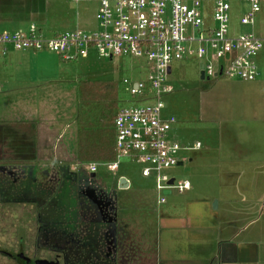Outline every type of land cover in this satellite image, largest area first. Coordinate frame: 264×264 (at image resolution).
Listing matches in <instances>:
<instances>
[{"label": "built area", "instance_id": "1", "mask_svg": "<svg viewBox=\"0 0 264 264\" xmlns=\"http://www.w3.org/2000/svg\"><path fill=\"white\" fill-rule=\"evenodd\" d=\"M248 3L249 9L240 24L253 27L260 3ZM210 5L211 21L207 22L204 16ZM95 20L97 29L87 33L73 31L48 36L36 25L25 31L0 29V61L14 51L53 53L63 62H78L88 57L91 48L109 60L144 61L147 73L142 80L123 79L135 103L116 113L115 159L82 166L87 175L96 174L103 167L119 180L123 177L119 173L122 163L135 164L141 177L152 179L158 203L163 204L165 190L183 193L190 188L188 181H176L167 172L189 162L185 153L201 146L198 142L182 146L175 141L172 125L176 121L163 117L164 98L173 93L169 83L173 65L203 60L202 71L207 80L238 77L254 82L260 74L257 59L264 49V40L255 32L231 36L230 5L222 0H100ZM2 90L0 86V94ZM70 171H77V167H70ZM171 179L173 184L169 185Z\"/></svg>", "mask_w": 264, "mask_h": 264}, {"label": "crops", "instance_id": "2", "mask_svg": "<svg viewBox=\"0 0 264 264\" xmlns=\"http://www.w3.org/2000/svg\"><path fill=\"white\" fill-rule=\"evenodd\" d=\"M28 2L31 14L44 13L45 0ZM26 23L25 29L37 26ZM20 24L17 21L16 27ZM79 68L78 83L95 80ZM20 79L0 94V163L25 168L34 180L38 171L46 175L73 166L83 168L76 156L77 89L60 82ZM253 83L241 88V98L219 101V137L224 143L217 151L218 211L211 205L215 198L198 194L185 203L183 217L161 215L162 257L191 264H264V69ZM246 90L251 97H245ZM1 100L10 105L9 110L1 106ZM21 123L34 124L35 140L31 137L34 130L18 125ZM227 123L229 129L225 130ZM121 176L134 184L129 175ZM191 189L193 185L186 191Z\"/></svg>", "mask_w": 264, "mask_h": 264}, {"label": "rangeland", "instance_id": "3", "mask_svg": "<svg viewBox=\"0 0 264 264\" xmlns=\"http://www.w3.org/2000/svg\"><path fill=\"white\" fill-rule=\"evenodd\" d=\"M28 1L0 0L1 30L25 31V28H27L25 26L29 24H24L26 21L37 24L40 30L48 36L73 31L87 33L97 29L95 13L100 0H87L77 4H74L71 0H45L46 9L44 13L37 15L30 13ZM183 1L187 2L188 0ZM222 1L230 5L231 36L255 32L259 38L264 40V0H258L260 12L255 17L253 27L240 24L242 15L249 9L248 0ZM206 10L208 13L206 14L207 16H204L206 17L204 19L210 22L212 15L211 5L207 6ZM17 21L21 22V26L18 25L16 27ZM257 64L260 69H264V49H262L260 57L257 59ZM79 67H82L84 76L88 78L117 80L121 84L123 79L130 81L142 80L147 73V65L140 59L114 58L109 60L101 57L97 50L93 48L89 50V55L86 59L77 63L60 62L59 57L53 53H18L11 51L6 58L0 61V86L6 89V86L9 87V84L15 80V83H17L22 81L20 78H30L33 83L60 82L63 86H71L77 89L78 80L76 78L77 74L81 73ZM204 67L205 61L197 59L173 65L172 76L169 78V83L173 86V93L164 98L163 117L168 119L173 117L176 121L172 125L173 139L182 146H193L197 142L201 145L197 150L185 153L189 162L183 166L172 168L167 172L168 176L176 181H188L191 187L193 185V189L184 193H178L175 189H172V193L165 196V203L160 204L158 203L157 192L149 186V180L140 177V168L137 165L122 163L121 171L119 172L126 176L129 175L133 179L137 190L145 191L144 197L147 195L149 198L147 201H150L153 206L157 201V212L168 218L183 217L185 214V203L195 198L198 194L204 197L212 196L215 198L214 201H217V194H219L220 188L219 177L217 176V151L218 147L224 143V139L220 140L219 137V130L222 124V114L219 113V101L224 98H241V88L254 84L253 82H245L238 77H219L210 79L209 88H206L205 83L208 81L202 83L200 80V72ZM77 69H79V72ZM63 82L68 83L63 84ZM246 91L247 96L245 97H251V91ZM122 99L125 100L124 104H122L123 106H130L129 98L123 95ZM1 106L6 107L8 110L10 108V105L2 100ZM228 129L229 125L227 123L225 130ZM60 171L65 173L66 170ZM55 172L48 171L46 173L47 180L43 184L48 185L47 192H52V186L59 183ZM24 174L25 176L22 178L23 174L18 172V185L20 181L25 183L28 180L29 171L28 174ZM97 177L107 186L106 190H114V188L112 189L113 185H117L116 176L108 173L103 167L99 168ZM150 183H153L152 179H150ZM147 191L150 193H147ZM63 193L59 192V195ZM194 193L197 194L194 195ZM138 195L141 196L138 197L141 200L143 195ZM215 211L217 212L218 209L216 208ZM136 232H139V230ZM154 242V234H147V247L151 253L155 248ZM149 251L148 254L150 253Z\"/></svg>", "mask_w": 264, "mask_h": 264}, {"label": "flooded vegetation", "instance_id": "4", "mask_svg": "<svg viewBox=\"0 0 264 264\" xmlns=\"http://www.w3.org/2000/svg\"><path fill=\"white\" fill-rule=\"evenodd\" d=\"M18 172L23 174L22 178L24 173L28 174L25 168L17 169L10 164L0 163V264H191L174 257H162L159 240L162 219L159 213L156 216L158 226L148 228L139 225V232L134 230L130 234V226L124 223V218L118 217V213L124 215L129 211H117V202L122 196L113 193L90 195V201L97 208L94 212L96 221L91 231L98 236L92 248L83 245L86 228L83 225L77 228L78 243L66 242L58 232L51 236L52 231L65 230L66 227L42 224L46 214L44 206L48 199L41 202V199H34L31 194L16 192ZM28 179L34 181L30 176ZM116 182L119 189L117 179ZM84 186L92 188L88 183ZM147 234H154L155 237L152 253L147 247Z\"/></svg>", "mask_w": 264, "mask_h": 264}, {"label": "trees", "instance_id": "5", "mask_svg": "<svg viewBox=\"0 0 264 264\" xmlns=\"http://www.w3.org/2000/svg\"><path fill=\"white\" fill-rule=\"evenodd\" d=\"M205 81L208 82L205 83ZM202 83H205L206 88H209V80L205 79ZM128 90L129 88L123 83V80L122 84L117 80L84 79L79 81L77 87L78 107L76 122L78 131L76 156L80 164H102L115 159L116 146L113 123L117 111L125 102L122 96L125 95L126 98H129L130 105L135 103L133 97L129 95ZM24 124L29 129L34 130L31 137L35 140L34 124L21 123L18 125ZM9 125L11 124L9 123ZM85 174L82 170L74 173L70 172L69 169H66L65 173L58 171L59 183L52 186V192H47L48 185L43 184L47 180V176L42 174V172H37L34 181L30 179L26 180L25 183L20 181L17 187L18 191L16 192L19 194H31L34 199H41V202L48 199V202L46 201L44 206L46 214L44 215L45 219L42 220V224L50 227H66L65 230L52 231L51 236L55 232H58L62 235L63 240L75 244L79 242L77 228L82 225L85 226L82 241L83 245L90 246L89 248L93 247L98 236L97 233L93 234L91 231L96 221L94 219V212L97 208H94L93 202L90 201V195L113 193L122 196L121 200L116 199L118 200L117 211L126 210L129 213L124 215H119L118 213V217L124 218V223L130 226V234H133L134 230H138L137 227L139 225L147 226L148 228L159 225L156 221V216L158 215H156L157 201L153 206L150 201H147V199L149 200L148 196L145 195L144 197L145 191L137 190L135 184H131L127 190L122 191L118 190L116 188L117 185L114 184V187H112L114 190L109 191L106 190L107 186L102 183L100 178L95 177L91 179L88 175L85 176ZM86 183L92 186V188L84 186ZM148 184L154 190L153 185ZM30 185H33V188ZM59 192L64 193L59 195ZM138 194L143 195L145 199L142 198L140 200L138 197L141 196ZM128 200L130 201L129 203H127Z\"/></svg>", "mask_w": 264, "mask_h": 264}, {"label": "water", "instance_id": "6", "mask_svg": "<svg viewBox=\"0 0 264 264\" xmlns=\"http://www.w3.org/2000/svg\"><path fill=\"white\" fill-rule=\"evenodd\" d=\"M200 80H202V81L205 80L203 71L200 72ZM91 177H95V174H92ZM168 184L172 185L173 184V179H171ZM118 186H119V189H127L129 187V183L126 180V178L119 177ZM163 194L164 195H169V194H171V191L170 190H165L163 192ZM216 208H217V201H214L213 204H212V209L215 210Z\"/></svg>", "mask_w": 264, "mask_h": 264}]
</instances>
